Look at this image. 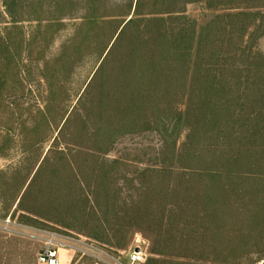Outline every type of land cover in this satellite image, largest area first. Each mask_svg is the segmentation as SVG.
Instances as JSON below:
<instances>
[{
  "label": "rangeland",
  "instance_id": "374dc122",
  "mask_svg": "<svg viewBox=\"0 0 264 264\" xmlns=\"http://www.w3.org/2000/svg\"><path fill=\"white\" fill-rule=\"evenodd\" d=\"M230 7L0 0V264L51 238L62 264H264V23L206 28Z\"/></svg>",
  "mask_w": 264,
  "mask_h": 264
},
{
  "label": "trees",
  "instance_id": "16d2710c",
  "mask_svg": "<svg viewBox=\"0 0 264 264\" xmlns=\"http://www.w3.org/2000/svg\"><path fill=\"white\" fill-rule=\"evenodd\" d=\"M207 3L212 6L213 0H206ZM220 6H231L227 10L228 12L221 13L217 16H215L212 20H210L206 24V28L209 26L213 28L216 24H218L221 20L230 19L235 20L239 19L243 21L246 18H250L249 21L244 22L241 28V32L243 36H245L248 33V30L256 25L257 23H260L258 26L264 23V0H219ZM170 13V12H169ZM232 24V23H231ZM233 29L234 26L232 25ZM232 27L229 26V24H226L224 29H231ZM229 31V30H227ZM203 37V32L200 34L199 38ZM208 71H205L204 75H202L199 80L200 86H199V95L195 97L198 101V104L205 105L208 103V101L211 99V94L214 90H218L220 88L219 82L216 78V76H213V82L210 81L209 73H206ZM217 82V83H214ZM213 177H217V174H211Z\"/></svg>",
  "mask_w": 264,
  "mask_h": 264
},
{
  "label": "built area",
  "instance_id": "2783aa9c",
  "mask_svg": "<svg viewBox=\"0 0 264 264\" xmlns=\"http://www.w3.org/2000/svg\"><path fill=\"white\" fill-rule=\"evenodd\" d=\"M136 248H139L136 250ZM59 245L51 239H47V242L38 256V264H62L59 256ZM130 252V253H127ZM125 253L128 254L127 261H124ZM94 264H140L144 261L143 250L140 244H135L129 251H119L118 255L109 253V251L100 250L94 254Z\"/></svg>",
  "mask_w": 264,
  "mask_h": 264
},
{
  "label": "crops",
  "instance_id": "0c3cea01",
  "mask_svg": "<svg viewBox=\"0 0 264 264\" xmlns=\"http://www.w3.org/2000/svg\"><path fill=\"white\" fill-rule=\"evenodd\" d=\"M64 253V250L63 249H61V254H63Z\"/></svg>",
  "mask_w": 264,
  "mask_h": 264
},
{
  "label": "water",
  "instance_id": "95a60500",
  "mask_svg": "<svg viewBox=\"0 0 264 264\" xmlns=\"http://www.w3.org/2000/svg\"><path fill=\"white\" fill-rule=\"evenodd\" d=\"M139 248H136V250H138Z\"/></svg>",
  "mask_w": 264,
  "mask_h": 264
}]
</instances>
